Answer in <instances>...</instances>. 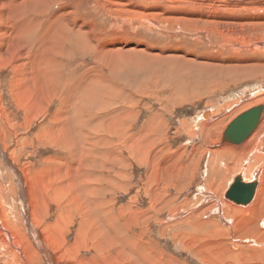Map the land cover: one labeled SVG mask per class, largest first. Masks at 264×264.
Returning <instances> with one entry per match:
<instances>
[{
  "label": "rangeland",
  "instance_id": "374dc122",
  "mask_svg": "<svg viewBox=\"0 0 264 264\" xmlns=\"http://www.w3.org/2000/svg\"><path fill=\"white\" fill-rule=\"evenodd\" d=\"M237 1L53 0L20 13L48 43L34 34L21 50L1 34L19 50L0 46V145L21 172L56 263L264 264V158L220 148L229 122L264 103V20L250 15L264 14V0L238 9ZM222 15L250 21L242 28ZM239 35L245 43L234 41ZM110 49L121 57L104 54ZM36 88L53 92L52 102L36 105ZM254 159L258 177L245 181ZM12 172L0 156L7 230L25 216ZM237 176L259 191L228 205L222 191ZM4 245L0 264L18 263Z\"/></svg>",
  "mask_w": 264,
  "mask_h": 264
},
{
  "label": "bare ground",
  "instance_id": "6f19581e",
  "mask_svg": "<svg viewBox=\"0 0 264 264\" xmlns=\"http://www.w3.org/2000/svg\"><path fill=\"white\" fill-rule=\"evenodd\" d=\"M52 1L53 0H2V2H0V22H4L5 24H6V26H5V29L4 30H2L1 28H0V41H4L3 40V38H2V35L1 34H4L6 37H8V38H10L11 40H13V41H17L18 43H19V46H20V48H21V50H22V41H28L29 42V40H31V37H33V36H31V35H34L35 34V39H37V41L39 40V41H41V42H46V43H48L47 41H46V38H44V36H43V33L45 34V32H41V31H43V30H41L40 32L42 33H40V35L38 36L36 33H35V31L36 30H38V28L35 30V28H36V22H33V20L32 19H27L25 16H21L22 14H23V12L25 11L24 9H28V7H29V5L30 4H35V5H37V4H40V5H42V6H46L47 4L48 5H50L51 3H52ZM247 1H249V0H239V1H237V5H235L236 7L235 8H237V7H239V5H241L242 7H243V5H244V3L245 2H247ZM240 2V3H239ZM232 3V2H231ZM240 6V7H241ZM40 7V6H39ZM259 7H260V9L261 10H264V1L263 2H261L260 4H259ZM37 9V8H36ZM35 9V10H36ZM238 9V8H237ZM22 10H24V11H22ZM39 10V9H38ZM38 10H37V12H38ZM59 10H61V9H59ZM260 10V11H261ZM21 11H22V14L20 15V13H21ZM29 11H30V9H29ZM40 11H41V9H40ZM36 12V11H35ZM58 12V11H57ZM63 12V11H62ZM262 12V11H261ZM261 12H260V14H250L251 15V17H252V19H255V20H258V21H261V20H264V14H261ZM34 13V12H33ZM64 13V12H63ZM54 14V13H53ZM59 14V13H58ZM58 14H57V16H58ZM227 15V14H226ZM57 16H55V17H57ZM69 17V16H68ZM222 17H225L227 20H234V21H231L232 23H230V24H233V25H235L236 24V26H238V27H242V28H244V24H242V23H240V22H248V21H250L246 16H242V17H239V18H237L236 16H223L222 15ZM218 18V17H217ZM55 19H57V18H55ZM52 20V19H51ZM236 20V21H235ZM246 20H248V21H246ZM40 21V20H39ZM56 21V20H55ZM53 22V21H52ZM19 23H22V26H21V28H20V25H19V28L17 29V28H15L16 29V31H18L17 33H15L16 31H14L13 33L11 32V31H8V28H10V30H12L11 28H14V27H12V25L13 24H19ZM16 26V25H15ZM21 29V30H20ZM259 30L261 29L262 31H264V28H262V27H260V28H258ZM2 31V32H1ZM7 32H10V33H7ZM56 32V31H55ZM63 32V31H62ZM263 34V33H262ZM18 35L22 38V39H20V38H18ZM48 35H50V34H47V36ZM52 35V34H51ZM51 35H50V37H51ZM54 36V35H53ZM52 36V37H53ZM64 36V35H63ZM66 37H67V39H69L68 38V36L66 35ZM237 38L234 40L236 43H241L242 44V42L243 43H245L246 42V40H245V38L243 37V36H236ZM54 38V37H53ZM56 38H59V37H56ZM60 40V39H59ZM65 40V39H64ZM52 42V41H51ZM32 43V42H31ZM60 43V42H59ZM262 47L261 48H264L263 46H264V42L261 44V43H259ZM5 45H9L12 49H14V51L15 52H18V50H19V47H18V44H15V45H13V44H9L8 42L7 43H5V44H2L1 42H0V46H1V48H2V46H5ZM33 45V44H32ZM32 45H31V47H32ZM67 45V44H66ZM38 46V45H37ZM63 46V45H62ZM111 46V45H110ZM114 47V46H113ZM112 47V48H113ZM0 48V49H1ZM4 48V47H3ZM33 48V47H32ZM42 48V47H41ZM109 48V47H108ZM111 48V47H110ZM122 48V47H121ZM12 49L10 50L7 46H6V51L7 52H11L12 51ZM34 50H37V51H39L40 50V48H37V49H35V48H33ZM105 49H106V47H105ZM119 49H120V47H119ZM107 50V49H106ZM105 50V51H106ZM111 51H106V52H104V54H108V53H110V57H112L113 59H115L116 57H121L120 56V54H121V52L122 51H120V50H122V49H120L119 51H120V54H119V51H116V52H112V49H110ZM129 50V49H128ZM263 50V49H262ZM13 51V52H14ZM61 51V50H60ZM124 52V51H123ZM12 53V52H11ZM7 54V53H6ZM18 55H22V57L25 59V60H28L29 62L26 64V66H28V64L29 63H34V64H36V62H34L33 61V59L31 60L30 58H27L26 57V55L24 54V53H20V54H18ZM106 56V55H105ZM12 57V56H11ZM20 57V56H19ZM13 58V57H12ZM237 58V57H236ZM20 59V58H19ZM107 59H108V57H107ZM112 59V60H113ZM45 60H49V58L48 59H45ZM116 60V59H115ZM17 61V60H16ZM11 62V61H10ZM121 62V61H120ZM119 62V63H120ZM12 63V62H11ZM23 64V63H22ZM121 64V63H120ZM118 65V64H117ZM13 68L14 69H17L18 67H16L15 65H13ZM31 71V70H30ZM30 71L29 72H27V73H30ZM116 71V70H115ZM94 82V81H93ZM101 83V80L100 79H98L96 82H95V84H96V86L98 85V84H100ZM14 84V83H13ZM36 89H38V88H36ZM30 90H31V88H30ZM103 90V89H102ZM32 91V90H31ZM30 91V92H31ZM38 91V93L36 92V95L38 94V98H37V100H36V102H34L36 105L38 104V103H40V101H39V99H44V98H47V100H48V104H49V101H51V99H52V96L54 95L55 96V94L52 92L49 96H47V94H46V92L45 93H43V91L41 90V89H38L37 90ZM96 93V92H95ZM94 93V94H95ZM93 94V93H92ZM23 95H24V93H23ZM36 97V96H35ZM59 97H61V96H59ZM58 97V98H59ZM263 99H264V97H263ZM33 100H34V98H33ZM45 100V99H44ZM46 100V101H47ZM59 100V99H58ZM262 100V97H260L257 101H261ZM18 101V100H17ZM26 101V100H25ZM35 101V100H34ZM42 101V100H41ZM46 101H44V102H46ZM44 102H42V103H44ZM52 102V101H51ZM47 103V102H46ZM43 106V105H42ZM255 106H257V105H255ZM255 106H253V107H255ZM262 106H263V110H262V112L260 113V118H259V123L257 122V124L255 125V127L250 131V133L248 134V136L244 139V140H242L241 142H239V143H233L232 142V145H239V146H237V147H234V146H226L227 144H230L231 142H229L228 141V143H223V145H221L220 146V148H221V151L222 152H231V153H235L236 151H239V152H244V155H252V156H256V157H260L261 158V160H262V158H264V128H262L261 130L259 129V125H260V123L262 122V120H263V117H264V103H262ZM48 107V106H47ZM27 108V107H26ZM31 108V107H30ZM41 109V108H40ZM35 110V109H34ZM34 110H32V111H34ZM31 112V111H30ZM29 112V113H30ZM37 112H39L40 113V111H37ZM36 112V113H37ZM204 113H207V112H204ZM32 114V113H31ZM33 116H34V113H33ZM66 118V117H65ZM71 118V117H70ZM70 118H68V119H70ZM77 119V118H76ZM65 120H67V119H65ZM65 120H64V123H65ZM73 121V120H72ZM77 122V121H76ZM73 123V122H72ZM67 125V124H66ZM65 125V126H66ZM54 126V125H53ZM52 127V126H51ZM50 127V128H51ZM71 127V126H70ZM227 127V126H226ZM52 128H54L55 130L57 129V128H55V127H52ZM64 128H66V127H64ZM63 128V129H64ZM69 128V127H68ZM52 129H50V133L52 134ZM54 132H56V131H54ZM53 132V133H54ZM64 133V132H63ZM54 134H57V132L56 133H54ZM54 134H52V135H54ZM66 134V133H65ZM3 135V134H2ZM51 135V136H52ZM192 136H193V133L191 134ZM67 136H68V133H67ZM48 137H50L49 135H48ZM56 137V136H55ZM65 137V136H64ZM63 137V135H59V138H62V139H65ZM57 138V137H56ZM194 138V137H193ZM58 139V138H57ZM59 140V142H57L58 144L61 142V140L60 139H58ZM57 140V141H58ZM153 140H156V138H154ZM221 140L223 141V142H227V140L226 139H224V137H223V135H222V138H221ZM51 142V141H50ZM63 142V141H62ZM155 142V141H154ZM60 144H62L61 146H63L64 148H67V149H69V143H60ZM59 144V145H60ZM50 146V145H49ZM226 146V147H225ZM211 147H208V149H210ZM0 156L2 157V159L3 160H5V161H7L8 162V164L10 165V167H11V169H12V173L14 174V176H15V178L19 181V183H20V185H21V187H22V189H23V191H24V193L23 192H21V194H20V204L23 206V208H24V212H25V216H24V220H23V223L21 224V225H19V224H17V223H13L12 224V228L10 229V230H7L6 229V224H7V222H6V218H5V212H4V210L1 208V204H0V245H3V244H5L6 246H8L9 247V252H11L13 255H14V257H13V261H16L17 260V262L18 263H16V264H32L31 262H32V257H31V255H32V253H37L38 254V258H40L39 260L40 261H42V262H44V263H46V264H60L59 262L58 263H56L55 261H54V255L49 251V249H47L46 248V239L44 240V238H47V243H51L52 242V239L50 240V237H49V233L47 232V234H46V236L44 235V233H42L45 237H43V235L41 234V227L42 226H40V229H38L39 227H37L39 224H40V221H38L37 220V218L35 219V217H34V206H36V205H28L27 204V197H28V194H27V189H26V187H25V185H24V183H23V179H22V175H21V172L17 169V167L15 166V164L12 162V160L11 159H9L8 158V154L6 153V150H5V148L4 147H2L1 145H0ZM257 164H259V162L258 161H256V159H254L252 162H251V164L250 165H248L245 169H244V172H243V178L245 179V181L247 180V178H252V177H258V172H259V169H255L254 168V166L255 165H257ZM242 168V167H241ZM240 170V169H239ZM237 171V170H236ZM235 171V172H236ZM24 172V171H23ZM206 172V171H205ZM240 172V171H239ZM261 179V178H260ZM157 181V180H156ZM27 182H29V180L27 181ZM255 183L257 184V182L255 181ZM54 184V183H53ZM157 184V183H156ZM160 184V183H159ZM55 185V187H54V189H52L53 191L55 190H57L58 188H59V186H60V183H56V184H54ZM260 185V184H259ZM259 185H258V187H257V190H255V188H254V192H253V195H252V197H254L253 198V200L255 199V196H257V193H258V191H259ZM153 186V185H152ZM29 187H30V185H29ZM50 187V186H49ZM155 187V186H154ZM255 187H256V185H255ZM152 188V187H151ZM32 189V188H31ZM50 189V188H49ZM155 189V188H154ZM1 187H0V199H1ZM206 190V189H205ZM33 191V190H32ZM227 192V190H223L222 191V193H224V192ZM255 191H256V193H255ZM50 192H51V190H50ZM32 193V192H31ZM25 194V195H24ZM29 194H30V191H29ZM204 195L206 194L207 196H209V194L210 193H208L207 191H204V193H203ZM31 195H33V194H31ZM49 195H50V193H49ZM45 197V196H44ZM251 197V198H252ZM43 198V197H42ZM157 198V197H156ZM44 199V198H43ZM158 200V199H157ZM157 200H155V201H157ZM252 200V201H253ZM18 201H17V203H18ZM42 201V200H41ZM44 201V200H43ZM251 201V202H252ZM258 201V198L256 199V202ZM225 202H227V204L228 205H234V206H238L236 203H235V201H232V200H229V198L227 199V201H225ZM41 204H42V202H41ZM45 205V204H44ZM228 205L226 206V207H228ZM240 206L242 205V204H239ZM248 206V205H247ZM39 208H40V206H39ZM47 211V210H46ZM31 214H32V216H31ZM211 216H214V217H218V215L217 214H211ZM37 217H39V216H37ZM41 217V216H40ZM42 218V217H41ZM62 219V218H61ZM263 219H264V216H263ZM57 222V221H56ZM55 222V223H56ZM61 222V221H60ZM67 223H69V222H67ZM42 224V223H41ZM57 224V223H56ZM62 225V224H61ZM52 226V225H51ZM46 227H47V225H46ZM55 227V226H54ZM54 227L52 228V229H54ZM66 227V226H65ZM263 228H264V225L262 226ZM48 228H49V226H48ZM64 228V227H63ZM55 229H56V227H55ZM57 229H60V228H57ZM263 230V229H262ZM41 231V232H40ZM50 231H51V229H50ZM55 231V230H54ZM52 232V231H51ZM57 232H58V230H57ZM257 232H259V230H257ZM46 233V232H45ZM55 233V232H54ZM58 233H61V232H58ZM65 234H66V231L64 232ZM261 233H264V230H263V232H261ZM58 235V234H57ZM61 236V235H60ZM262 236L264 237V234H262ZM53 237V236H52ZM58 237H59V235H58ZM57 237V238H58ZM62 237V236H61ZM61 237H59V238H61ZM66 237V236H65ZM56 238V237H55ZM54 238V239H55ZM58 238V239H59ZM30 240V246L33 248V252H31V250H30V246H29V244H27L26 242H28ZM51 241V242H50ZM54 241V240H53ZM64 241V240H63ZM55 243V242H54ZM56 243H57V241H56ZM63 243V242H62ZM48 244V245H49ZM59 245L61 244V242H59L58 243ZM65 244V243H64ZM4 245V246H5ZM52 245V244H51ZM3 246V247H4ZM55 246V245H54ZM64 246V245H63ZM53 247V246H52ZM59 247V246H58ZM0 248H1V246H0ZM53 248H55V247H53ZM67 248V247H66ZM1 249H3V248H1ZM62 249H63V247H62ZM65 249V248H64ZM249 249L250 250H252V251H254V252H256L255 251V249L253 248V246H251V245H249ZM57 250V249H56ZM60 251H61V248L59 249ZM63 251V250H62ZM59 252V251H58ZM66 252H68L67 250H66ZM61 253V252H60ZM117 253H118V249L117 250H115V252H114V254L115 255H117ZM59 254V253H58ZM68 254V253H67ZM11 255V254H10ZM12 255V256H13ZM66 255V254H65ZM60 256V255H59ZM60 257H62V256H60ZM64 257V256H63ZM62 257V258H63ZM56 258V257H55ZM59 258V257H58ZM66 259V258H65ZM64 259V260H65ZM56 260V259H55ZM63 260V259H62ZM61 261V260H60ZM66 262V261H65ZM64 264V263H63Z\"/></svg>",
  "mask_w": 264,
  "mask_h": 264
},
{
  "label": "water",
  "instance_id": "95a60500",
  "mask_svg": "<svg viewBox=\"0 0 264 264\" xmlns=\"http://www.w3.org/2000/svg\"><path fill=\"white\" fill-rule=\"evenodd\" d=\"M262 110L263 106L257 105L238 114L225 128L224 139L231 143H239L244 140L259 121ZM255 185V181L243 182L241 177L237 176L225 196L236 203H247L251 200Z\"/></svg>",
  "mask_w": 264,
  "mask_h": 264
}]
</instances>
